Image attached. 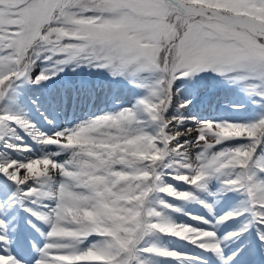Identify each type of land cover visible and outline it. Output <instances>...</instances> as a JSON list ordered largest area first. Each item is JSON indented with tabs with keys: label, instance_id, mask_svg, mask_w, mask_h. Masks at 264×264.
<instances>
[{
	"label": "snow or ice",
	"instance_id": "1",
	"mask_svg": "<svg viewBox=\"0 0 264 264\" xmlns=\"http://www.w3.org/2000/svg\"><path fill=\"white\" fill-rule=\"evenodd\" d=\"M0 264H264V0H0Z\"/></svg>",
	"mask_w": 264,
	"mask_h": 264
}]
</instances>
